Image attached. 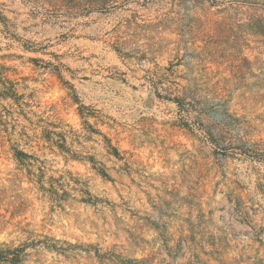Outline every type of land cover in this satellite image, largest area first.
Returning a JSON list of instances; mask_svg holds the SVG:
<instances>
[{"label":"rangeland","instance_id":"1","mask_svg":"<svg viewBox=\"0 0 264 264\" xmlns=\"http://www.w3.org/2000/svg\"><path fill=\"white\" fill-rule=\"evenodd\" d=\"M0 14V244L23 264H264V0Z\"/></svg>","mask_w":264,"mask_h":264},{"label":"trees","instance_id":"2","mask_svg":"<svg viewBox=\"0 0 264 264\" xmlns=\"http://www.w3.org/2000/svg\"><path fill=\"white\" fill-rule=\"evenodd\" d=\"M0 19H2L1 14H0ZM3 81L5 83V88H4V91L2 92L1 95L5 98H12V99H15L16 101L20 102L21 95L19 94L18 90L15 88V85L7 86L6 85L7 80H3ZM9 83L10 82H8V84ZM174 100L177 103H179V105H181L185 99H183L182 97H176V98H174ZM192 101L196 102L195 99H193ZM21 106H23V105H21ZM81 113L84 116L83 110ZM97 133H100V132H97ZM107 141H108V148H109L110 154L113 156H116L117 158H121L120 150L112 144L111 140L107 139ZM58 146L63 152L70 153L72 155V157H74V158L81 157L78 154H76L75 152H73L68 147L67 141H65V140L63 142H58ZM14 151H15V158L17 159V161L21 165H23V167H25L27 170H29L32 173L33 169L36 167L35 163H34V157L32 155L20 150L19 148H14ZM103 174L107 176L105 171H103ZM43 187L45 188V186H43ZM4 195H5L4 193L3 194L0 193V211L2 210V207H3L2 202H3ZM5 219H6V215H3L0 212V222L2 220H5ZM25 257H26V247H23V246L15 247V246H10L6 243L0 244V263L23 264Z\"/></svg>","mask_w":264,"mask_h":264}]
</instances>
